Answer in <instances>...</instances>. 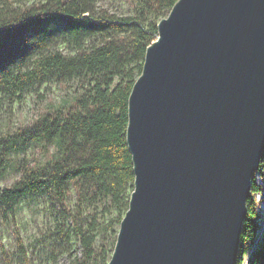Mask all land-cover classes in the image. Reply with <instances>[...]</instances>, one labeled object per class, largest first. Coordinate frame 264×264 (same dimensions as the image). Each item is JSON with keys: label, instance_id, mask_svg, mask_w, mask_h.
<instances>
[{"label": "water", "instance_id": "95a60500", "mask_svg": "<svg viewBox=\"0 0 264 264\" xmlns=\"http://www.w3.org/2000/svg\"><path fill=\"white\" fill-rule=\"evenodd\" d=\"M128 116L135 184L108 264H237L264 155V0H178Z\"/></svg>", "mask_w": 264, "mask_h": 264}, {"label": "trees", "instance_id": "16d2710c", "mask_svg": "<svg viewBox=\"0 0 264 264\" xmlns=\"http://www.w3.org/2000/svg\"><path fill=\"white\" fill-rule=\"evenodd\" d=\"M177 1L0 0V93L15 101L51 81L81 88L0 135V175L12 165L21 171L13 185L0 186V209L7 215L24 199L43 203L49 226L41 238L50 244L54 264L58 251L71 255L64 264L109 263L135 184L129 96L159 21ZM37 144L48 150L47 158L34 164L14 158ZM263 167L264 155L262 175ZM255 180L237 264L244 263L262 225L255 196L263 189ZM17 240L23 264H33L21 235ZM74 242L80 253L73 254ZM250 264H264V242Z\"/></svg>", "mask_w": 264, "mask_h": 264}, {"label": "rangeland", "instance_id": "374dc122", "mask_svg": "<svg viewBox=\"0 0 264 264\" xmlns=\"http://www.w3.org/2000/svg\"><path fill=\"white\" fill-rule=\"evenodd\" d=\"M116 4L115 2L108 3L112 10L117 8ZM64 47V44L60 45V48ZM77 92H81V88L77 83L59 84L51 81L33 90H28L22 98H17L15 101L8 100L0 93V135L32 122L51 103L62 101ZM48 155V150L37 144L30 147L25 153L15 154L14 158H26L29 164H34L38 160L47 158ZM262 171L263 175L259 171L255 177L256 183L261 185L263 189L261 193L255 196V200L260 203L262 225L257 240L246 255L243 264H250L253 252L259 247V243L264 242V167ZM20 176L21 171L17 165L9 166L4 174L0 175V186L13 185ZM48 224L49 217L44 212L43 203L37 199L22 200L16 206L14 212H9L7 215L0 209V264L24 263L19 254L18 234L21 235L33 264H54L50 244L41 238V231L48 227ZM73 246V254L81 252L78 243L74 242ZM58 253L57 264H64L71 259L69 252L58 251Z\"/></svg>", "mask_w": 264, "mask_h": 264}]
</instances>
